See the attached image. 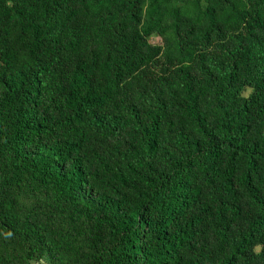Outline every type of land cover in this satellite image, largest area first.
<instances>
[{
  "label": "trees",
  "instance_id": "obj_1",
  "mask_svg": "<svg viewBox=\"0 0 264 264\" xmlns=\"http://www.w3.org/2000/svg\"><path fill=\"white\" fill-rule=\"evenodd\" d=\"M0 264H264V0H0Z\"/></svg>",
  "mask_w": 264,
  "mask_h": 264
}]
</instances>
